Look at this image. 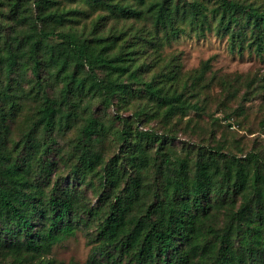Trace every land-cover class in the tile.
Returning a JSON list of instances; mask_svg holds the SVG:
<instances>
[{
	"label": "trees",
	"instance_id": "trees-1",
	"mask_svg": "<svg viewBox=\"0 0 264 264\" xmlns=\"http://www.w3.org/2000/svg\"><path fill=\"white\" fill-rule=\"evenodd\" d=\"M187 32L261 56L264 0H0V254L46 252L84 226L91 264H264V157L182 156L176 133L145 124L202 110L210 59L186 75L161 52ZM96 101L116 104L119 126Z\"/></svg>",
	"mask_w": 264,
	"mask_h": 264
},
{
	"label": "rangeland",
	"instance_id": "rangeland-1",
	"mask_svg": "<svg viewBox=\"0 0 264 264\" xmlns=\"http://www.w3.org/2000/svg\"><path fill=\"white\" fill-rule=\"evenodd\" d=\"M96 16L97 13L91 11L83 20L87 30L93 28ZM131 24H134L133 19L114 17L107 22V27H128ZM161 52L167 58L178 56L186 75L198 72L203 63L210 59V69L206 71L201 84V97L205 102L200 112L190 111L167 124L155 118L145 124L176 133L172 145L182 156L198 146H220L225 151L237 154L255 151L264 157V54L260 56L249 49L244 52L234 50L227 37L213 32L202 36L182 33L166 44ZM212 75H215L214 79ZM95 109L114 127L119 126L118 120L114 119L116 104L104 108L102 102L96 101ZM132 109L127 105L121 113L126 116ZM28 115L26 108L19 109L9 119V144L20 139ZM70 135L71 132L66 134L61 143L65 144ZM103 144L108 155L117 150L111 138ZM61 171L68 172L64 167ZM92 199L95 200V196ZM88 232L89 229L82 226L48 251L34 254L23 252V257L18 261L10 254H0V264H91L93 243L89 240Z\"/></svg>",
	"mask_w": 264,
	"mask_h": 264
}]
</instances>
